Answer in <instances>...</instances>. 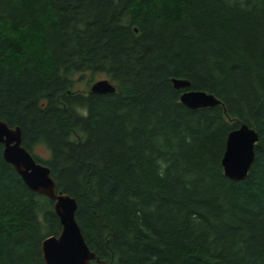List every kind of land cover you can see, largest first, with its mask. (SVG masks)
I'll use <instances>...</instances> for the list:
<instances>
[{
    "label": "trees",
    "instance_id": "trees-1",
    "mask_svg": "<svg viewBox=\"0 0 264 264\" xmlns=\"http://www.w3.org/2000/svg\"><path fill=\"white\" fill-rule=\"evenodd\" d=\"M100 72L115 92L76 89ZM173 78L222 104L187 107ZM0 119L76 199L101 260L264 264V0H0ZM243 123L259 140L233 181ZM61 230L0 144V264H46Z\"/></svg>",
    "mask_w": 264,
    "mask_h": 264
},
{
    "label": "water",
    "instance_id": "water-1",
    "mask_svg": "<svg viewBox=\"0 0 264 264\" xmlns=\"http://www.w3.org/2000/svg\"><path fill=\"white\" fill-rule=\"evenodd\" d=\"M173 85L183 90L180 100L190 108L211 107L222 104V100L205 90L191 89V82L185 78H173ZM116 91L115 84L108 78L92 84L90 92L103 94ZM259 140L258 132L246 123L232 130L226 140L222 158L225 175L233 181L244 180L255 158V146ZM0 144L3 156L12 164L26 185L34 192L47 196L54 202L62 230L59 235L46 237L42 242L43 257L46 264H114L101 260L89 247L82 228L77 221V201L68 193L57 191L56 181L50 167L38 162L32 152L23 144V131L20 126L12 127L0 119Z\"/></svg>",
    "mask_w": 264,
    "mask_h": 264
},
{
    "label": "rangeland",
    "instance_id": "rangeland-1",
    "mask_svg": "<svg viewBox=\"0 0 264 264\" xmlns=\"http://www.w3.org/2000/svg\"><path fill=\"white\" fill-rule=\"evenodd\" d=\"M106 78H108L106 74L101 72L95 73V75L85 74L81 78H78V81L76 82V89L87 91L90 89L94 82ZM37 152L42 156L47 155V150L45 148H37Z\"/></svg>",
    "mask_w": 264,
    "mask_h": 264
}]
</instances>
